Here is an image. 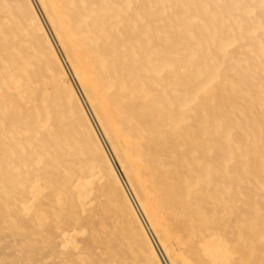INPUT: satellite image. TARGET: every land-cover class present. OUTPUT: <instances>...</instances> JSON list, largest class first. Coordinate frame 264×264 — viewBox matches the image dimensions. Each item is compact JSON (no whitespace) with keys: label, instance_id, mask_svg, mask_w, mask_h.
Here are the masks:
<instances>
[{"label":"bare ground","instance_id":"6f19581e","mask_svg":"<svg viewBox=\"0 0 264 264\" xmlns=\"http://www.w3.org/2000/svg\"><path fill=\"white\" fill-rule=\"evenodd\" d=\"M0 264H264V0H0Z\"/></svg>","mask_w":264,"mask_h":264}]
</instances>
